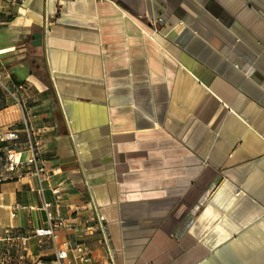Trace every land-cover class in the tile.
Segmentation results:
<instances>
[{"label": "crops", "instance_id": "obj_1", "mask_svg": "<svg viewBox=\"0 0 264 264\" xmlns=\"http://www.w3.org/2000/svg\"><path fill=\"white\" fill-rule=\"evenodd\" d=\"M0 66L47 107L30 118L49 127L50 211L52 187L90 201L112 264H264V0H0ZM36 184H0L16 264L53 259Z\"/></svg>", "mask_w": 264, "mask_h": 264}, {"label": "built area", "instance_id": "obj_2", "mask_svg": "<svg viewBox=\"0 0 264 264\" xmlns=\"http://www.w3.org/2000/svg\"><path fill=\"white\" fill-rule=\"evenodd\" d=\"M165 16L158 15L147 19L152 34H162L165 26ZM20 107L22 105L18 102ZM19 129H6L0 134V152L3 151L4 169L0 173V184L21 179L24 174L36 180V186L30 190L41 198V208L45 211V227L35 230L32 237L36 238L39 247L47 244L54 245V254L51 261L38 260L33 264H89L91 262L88 240L96 237L105 251L109 264L114 261V250L105 225L103 216L94 212L90 201L79 204H69L64 207L62 203L61 187H52L50 192L54 198L53 212L50 211L52 203L45 201V183L50 179L54 170L50 169L42 157L43 136L49 127L42 125L34 127L30 117L22 115ZM66 210L64 217L62 210ZM71 232L75 241H61L55 246L60 232ZM21 247L27 251V238H19Z\"/></svg>", "mask_w": 264, "mask_h": 264}, {"label": "rangeland", "instance_id": "obj_3", "mask_svg": "<svg viewBox=\"0 0 264 264\" xmlns=\"http://www.w3.org/2000/svg\"><path fill=\"white\" fill-rule=\"evenodd\" d=\"M1 68V66H0ZM0 134L6 129H19L22 115L33 117L36 114L46 112L47 107L41 106L42 101H36L34 97H27L22 88H17L12 80L6 77L3 70H0ZM4 75H3V74ZM22 105V108L20 105ZM3 151L0 152V173L4 169ZM0 241V264H16L15 250L9 246L8 252ZM24 262V261H23Z\"/></svg>", "mask_w": 264, "mask_h": 264}, {"label": "water", "instance_id": "obj_4", "mask_svg": "<svg viewBox=\"0 0 264 264\" xmlns=\"http://www.w3.org/2000/svg\"><path fill=\"white\" fill-rule=\"evenodd\" d=\"M41 37H42V35L40 33L35 34L33 36L34 41H33L32 45L33 46H40L41 45Z\"/></svg>", "mask_w": 264, "mask_h": 264}]
</instances>
